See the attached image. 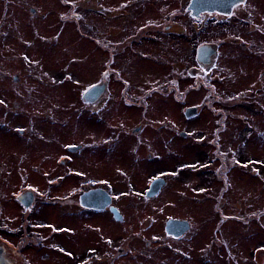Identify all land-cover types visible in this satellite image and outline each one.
<instances>
[{
	"label": "flooded vegetation",
	"instance_id": "flooded-vegetation-1",
	"mask_svg": "<svg viewBox=\"0 0 264 264\" xmlns=\"http://www.w3.org/2000/svg\"><path fill=\"white\" fill-rule=\"evenodd\" d=\"M195 2L180 0V13L188 23L185 25L175 21V11L156 19L148 17L146 23L137 20V24L129 19L134 13L129 0H0V177H10L0 178V264L1 252L8 264H92L98 252L92 245V218L104 214L115 223H126L120 197L157 205L172 180L190 184L191 178L183 171L199 168L195 166L198 162L207 167L212 151L218 167L214 174L202 176L198 193L207 198L209 185L221 183L215 210L222 215L224 190L230 187L231 178L239 181L232 168L241 167V159L253 162L243 170L248 173L255 172L252 165L256 162L264 165V156L256 158L241 147L242 143L248 146L250 137L256 139L257 129L263 135L264 118L259 116V124L255 118L252 134L239 133L234 139V132H225L228 113L212 104L208 114L217 116L219 126L210 145L204 136L197 144L185 143L186 149H199L198 160L162 171L161 150L177 142L172 137L161 143L165 135L161 134V120L155 110L159 99L155 95L162 93L167 99L164 101L171 98L176 102L179 98L184 103L193 88L212 86L206 72L220 55V43L204 36L208 24L234 21L238 27L231 38L238 46L246 40L240 28L249 23L252 31L263 32L259 38V34L253 36L250 52L257 47L264 52V0H244L227 12L194 9ZM92 13L110 23L92 20ZM162 36L187 39L191 51L195 48V63L184 65L186 77L179 79L175 61L171 78L162 84L159 79H148L144 90L132 67L141 65L146 55L152 58L141 50L142 42L158 45ZM205 45L214 50L208 64L198 59V50ZM251 60L255 66V58ZM256 66L261 67L253 68L249 80L250 100L238 104L264 114V63ZM242 97L246 99V95ZM214 100L219 102L218 98ZM192 107L197 108V114L187 117L186 110ZM202 111L200 106H187L185 121L190 123ZM174 119L168 117L165 128L186 141L197 137L194 129L178 130L179 124L187 123ZM230 146H234L231 154L227 151ZM158 179H164L165 184L148 194ZM123 181L126 187L120 189L118 184ZM95 190L110 196L108 205L94 203L96 209L82 204V196ZM104 199L108 200L106 196ZM113 208L119 211V219L114 218ZM239 209L238 203L236 214ZM173 219L190 224L181 236L171 235L178 241L192 231L193 219ZM80 229L84 231L82 242L78 238Z\"/></svg>",
	"mask_w": 264,
	"mask_h": 264
},
{
	"label": "rangeland",
	"instance_id": "rangeland-1",
	"mask_svg": "<svg viewBox=\"0 0 264 264\" xmlns=\"http://www.w3.org/2000/svg\"><path fill=\"white\" fill-rule=\"evenodd\" d=\"M180 4L182 5L180 0L157 2L153 0H129L128 6L131 5L134 11V13L129 14L132 15L129 19H133L137 24L139 23L137 20L146 23L148 17L156 19L163 13L167 15L170 11L172 13L175 11L176 15L175 12L174 15L170 13L175 17V21L178 24L182 22L187 25L185 15L183 17L180 13L182 10ZM120 5L122 4L120 3ZM95 16L96 14L92 13V20L103 21L106 25L110 23L99 16ZM161 19L164 21L163 15ZM166 22L167 20L164 23ZM243 24V27L240 28V35L246 40L242 45L237 44L238 46L232 42L231 38L235 27L236 30L238 27L234 21L228 23L213 21L208 24L209 28H207L204 36H208L206 38L208 41L220 43V55L213 68L206 72L208 74L206 78L210 80L212 86L193 88L184 103L179 98L176 102L171 98L164 101L167 99H164L162 93L155 95V98L159 99V108L156 107L155 110L158 111L157 116L161 120V134L165 135L161 138V143L165 144L167 139L173 138L177 142L176 145L171 146L175 150L171 147L161 150L162 171L171 170L177 164L184 165L198 160L199 149H186L187 147L183 146L185 143H195L204 136L205 143L208 144L209 142L210 145V138L213 137L215 128L219 126V124L217 125V116L215 117L213 113L208 114L210 105L213 104L216 110L221 109L228 113L225 119V132H234V139L236 137L238 139L239 133L248 135L250 132L252 134L255 118L258 124L261 123L259 116L264 118L261 111L255 114L253 109L238 104H244L245 101L250 100L248 98L251 89L250 77L254 75V69L261 67L256 65L264 63V52L256 50L259 47L255 51L253 50L254 53H251L248 48L254 46L253 36L259 34V38L263 32L261 33L260 29L252 31L251 24ZM186 40L162 36L158 45L149 43L147 40L142 42L141 50L149 53L152 58H148L146 55L141 65L132 67L134 74H139L138 78L142 80L139 83L142 86L139 87L146 90L148 79L155 81L159 79L161 81L159 83L162 84L164 80L171 78L172 64L175 61H178L176 77L185 78L184 65L192 64L194 66L196 54L195 48H192L191 51L190 45L192 44ZM252 57L255 58L253 61L257 63L255 66L250 64ZM137 67L141 69L140 73ZM192 80V84L195 85L194 76ZM184 88L182 85L181 90ZM244 95H246V99L242 97ZM216 98L219 99V102L214 100ZM261 104L264 105L262 102ZM190 105L200 106L203 111L196 119L187 123L184 111ZM171 115L177 123H187L179 124L178 130L194 129V135L197 137H192L186 141L180 138L177 133L174 134L170 131L169 128H165L166 119L170 118ZM256 133H258L256 139L253 136L250 137L247 142L248 146L245 143V147L242 143L241 147L246 148L248 154L261 159L264 156V132L262 135L257 129ZM233 149L234 146H230L227 150L228 153L234 152ZM208 155L209 165L207 167H203L198 162L195 166H199V168L196 167L192 172L190 170L183 171V174L191 178L190 184L181 185L172 180L171 184L163 191L157 205L155 202H141V200L130 196L120 197L118 202L127 218L126 223H115L104 214H98L92 218L95 224V228L92 230V245H95L98 251L96 259L92 260V264H264L263 163L256 162L257 165H252L256 168L254 169L255 172L252 173L243 170L253 162L248 163L243 159L239 162L241 167L232 168V173L235 170L239 181L234 182L236 179L231 178L229 180L231 182L230 187H226L224 190L225 205L222 216L220 211L215 210L218 203L216 200L219 192L218 185L221 187V183L217 184L214 181L209 185L206 189L207 198L198 193L202 189L198 183L202 176L214 174L218 167V162L214 160L212 151ZM7 174L9 173L7 172ZM0 178L10 177L2 176ZM12 178L21 177L14 176ZM125 182L118 184V187L120 189L126 187ZM135 203L138 204L136 208L134 207ZM195 203H202V205L196 206ZM238 203L240 204L239 215L236 214L237 211L235 210V205ZM197 207L202 208L196 210ZM238 216L240 219L237 218ZM173 217L193 219L192 231L178 241H175L165 230L167 220L173 219ZM79 231L81 236L79 235L78 238L82 242L84 231L81 229ZM119 249L122 250L120 254Z\"/></svg>",
	"mask_w": 264,
	"mask_h": 264
},
{
	"label": "water",
	"instance_id": "water-1",
	"mask_svg": "<svg viewBox=\"0 0 264 264\" xmlns=\"http://www.w3.org/2000/svg\"><path fill=\"white\" fill-rule=\"evenodd\" d=\"M244 0H197L194 5V9L199 10H211V11H221V12H227L228 9H231L233 5L236 3L243 2ZM213 47L210 45H205L199 48L198 50V59L199 61L203 63H210V57L214 54ZM208 58V59H206ZM94 93L93 89L90 91V95ZM197 108L192 107L188 108L186 110V116L187 117H193L197 114ZM184 134V133H183ZM165 184L164 179H158L155 180L149 191V193H156L160 187H162ZM104 196L108 200L104 199ZM94 201V202H92ZM110 201V196L103 190H95L88 192L82 196V204L86 206H94V208L99 209L97 205L94 203H99L100 205H108ZM93 203V204H92ZM113 215L115 219H119V211L116 208L112 209ZM190 229V224L186 220H180V219H168L165 225V230L167 234L169 235H175V236H181L185 232H187ZM1 264H8L3 259V253L1 252Z\"/></svg>",
	"mask_w": 264,
	"mask_h": 264
},
{
	"label": "snow or ice",
	"instance_id": "snow-or-ice-1",
	"mask_svg": "<svg viewBox=\"0 0 264 264\" xmlns=\"http://www.w3.org/2000/svg\"><path fill=\"white\" fill-rule=\"evenodd\" d=\"M0 103H2V101H0Z\"/></svg>",
	"mask_w": 264,
	"mask_h": 264
}]
</instances>
